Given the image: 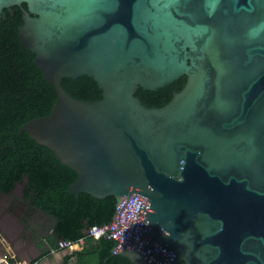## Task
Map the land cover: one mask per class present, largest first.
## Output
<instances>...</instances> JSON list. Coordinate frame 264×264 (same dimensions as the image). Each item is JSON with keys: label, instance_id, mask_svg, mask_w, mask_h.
I'll return each instance as SVG.
<instances>
[{"label": "water", "instance_id": "95a60500", "mask_svg": "<svg viewBox=\"0 0 264 264\" xmlns=\"http://www.w3.org/2000/svg\"><path fill=\"white\" fill-rule=\"evenodd\" d=\"M22 3L20 41L57 97L20 130L77 173L68 193L115 196L112 252L264 264V0H0V18ZM82 75L102 98L66 91L62 79ZM183 75L161 107L135 95ZM31 206L26 227L51 259L58 219Z\"/></svg>", "mask_w": 264, "mask_h": 264}, {"label": "trees", "instance_id": "16d2710c", "mask_svg": "<svg viewBox=\"0 0 264 264\" xmlns=\"http://www.w3.org/2000/svg\"><path fill=\"white\" fill-rule=\"evenodd\" d=\"M22 5L4 8L0 18V193L11 194L21 186L23 198L54 214L58 221L54 232L63 239L84 237V246L72 255L76 264H133L129 258L112 252L114 240L95 239L85 230L111 220L116 198H97L81 192L68 193L77 173L62 163L48 147L37 143L20 126L30 119L50 113L56 90L36 65L35 53L24 46L18 35L23 23ZM186 83V76L157 89L139 87L135 93L147 107H161ZM62 85L70 95L85 99L102 98V89L88 75L64 77ZM55 243L54 238H50ZM54 246V245H53Z\"/></svg>", "mask_w": 264, "mask_h": 264}, {"label": "crops", "instance_id": "0c3cea01", "mask_svg": "<svg viewBox=\"0 0 264 264\" xmlns=\"http://www.w3.org/2000/svg\"><path fill=\"white\" fill-rule=\"evenodd\" d=\"M18 187H20L19 191ZM6 195L9 196L4 197V194L0 193V250L13 253L17 258L37 260V263L45 260L46 264H62V253L54 252L52 258L48 259V252H40L43 248L41 243L38 239L32 238L37 237V234L31 233V230L26 227L34 210L30 200L20 197V195L23 196L21 186L16 184L11 194ZM23 200H26L25 211H21L22 207L19 206L21 205L19 202ZM50 236L55 239L54 236ZM72 264L76 263L72 262Z\"/></svg>", "mask_w": 264, "mask_h": 264}, {"label": "built area", "instance_id": "2783aa9c", "mask_svg": "<svg viewBox=\"0 0 264 264\" xmlns=\"http://www.w3.org/2000/svg\"><path fill=\"white\" fill-rule=\"evenodd\" d=\"M116 205L114 212L116 211ZM114 214V213H113ZM113 216V215H112ZM112 218L110 221L102 223L100 225L94 224L87 228L86 236L93 237L95 239H98L99 237L105 236L108 238H111L114 240V246L117 243V239L114 236H106V231L111 229ZM85 243L84 237H80L76 240H70V239H60L56 242V244L51 248L50 253H54L58 250L68 248L70 251H77L80 250ZM113 246V247H114ZM117 254V253H115ZM0 264H37L36 261H29L21 258H17L13 253L10 252H3L0 250Z\"/></svg>", "mask_w": 264, "mask_h": 264}, {"label": "flooded vegetation", "instance_id": "af4514ba", "mask_svg": "<svg viewBox=\"0 0 264 264\" xmlns=\"http://www.w3.org/2000/svg\"><path fill=\"white\" fill-rule=\"evenodd\" d=\"M8 196H9V195L4 194V197H8ZM20 197L23 199V196L20 195ZM25 203H26V200H23V201L19 202V204H21V205H19V206L22 207V208H21V209H22L21 211H25V210H24V209H25V208H24V204H25ZM33 233H34V232H33ZM34 234H35V233H34ZM31 236H33V235H31ZM50 237H51V236H49L48 238L50 239ZM72 256H74V255H72ZM72 256H71V257H72ZM71 257H70V258H71ZM72 262H73V261H72ZM62 263H63V262H62Z\"/></svg>", "mask_w": 264, "mask_h": 264}, {"label": "rangeland", "instance_id": "374dc122", "mask_svg": "<svg viewBox=\"0 0 264 264\" xmlns=\"http://www.w3.org/2000/svg\"><path fill=\"white\" fill-rule=\"evenodd\" d=\"M20 190V187H18V191Z\"/></svg>", "mask_w": 264, "mask_h": 264}]
</instances>
